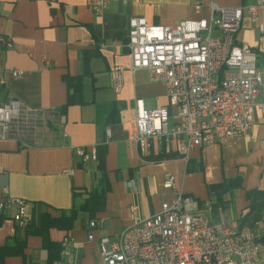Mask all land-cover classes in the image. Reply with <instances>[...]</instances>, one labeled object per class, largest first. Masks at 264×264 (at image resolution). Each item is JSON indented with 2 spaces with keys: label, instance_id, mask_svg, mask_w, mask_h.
<instances>
[{
  "label": "crops",
  "instance_id": "1",
  "mask_svg": "<svg viewBox=\"0 0 264 264\" xmlns=\"http://www.w3.org/2000/svg\"><path fill=\"white\" fill-rule=\"evenodd\" d=\"M254 3L112 0L97 16L87 0H0V37L13 43L11 49L0 48V78L6 82L0 101H18L37 117L27 132L0 138V249L25 243L23 253L6 257L3 264H102L100 238L117 237L135 217L155 216L164 201H174L179 193L196 199L213 223L235 230L250 226L264 236V112L256 107L247 136L195 148L188 162L176 141L166 146L154 138L141 152L133 143L136 101L143 100L147 110L167 107L175 114L176 109L169 107L164 83L152 82L146 70H129L131 19L176 26L209 18L213 4L237 8ZM261 21L245 16L237 44L256 54L264 75ZM115 66L127 68L118 94L109 76ZM14 70L22 75L13 77ZM68 78L82 79L80 92L69 89ZM71 95L74 103L69 104ZM258 103L264 104V94ZM78 147H95L97 161L83 163L75 154ZM168 176L175 178L174 189L164 187ZM17 200L27 204L29 223L23 227L14 221ZM74 209L72 229L47 233L59 245L72 238L73 251L64 256L62 250L51 262L43 238L29 234L27 227H40L44 214L61 218ZM95 220L103 227L91 229ZM89 233L94 240L89 241ZM257 259L264 264V249Z\"/></svg>",
  "mask_w": 264,
  "mask_h": 264
},
{
  "label": "built area",
  "instance_id": "2",
  "mask_svg": "<svg viewBox=\"0 0 264 264\" xmlns=\"http://www.w3.org/2000/svg\"><path fill=\"white\" fill-rule=\"evenodd\" d=\"M112 0H87V5L100 16ZM197 11L201 6L197 5ZM247 16L253 22L262 19L264 32V0L237 7L210 6L209 18L184 21L176 26L149 25L145 19L130 20V71L146 70L152 82L166 86L167 107L147 110L137 100V133L133 143L145 152L154 138L166 146L176 141L185 161L195 148L213 144L225 145L247 136L254 124V112L264 104V75L257 68V56L248 46L237 44V34ZM0 48L11 49L10 38L0 37ZM127 68L115 66L109 72L111 87L120 93ZM13 77L22 72L14 70ZM6 82L0 78V93ZM35 112L23 108L18 101H0V138L19 136L36 122ZM108 135L110 130L107 129ZM83 162L97 161L95 147L76 148ZM72 176L73 170H64ZM173 176H168L165 189H174ZM14 221L29 223L27 204L16 201ZM193 197L179 193L172 202L164 201L161 211L146 219L134 218L132 226L115 238L99 240L102 264H257L264 249L262 233L250 226L235 230L215 224L208 212ZM91 229L103 227L101 220L90 222ZM94 240L93 233L88 235ZM64 256L71 255L75 242L62 241ZM55 264H69L67 260Z\"/></svg>",
  "mask_w": 264,
  "mask_h": 264
},
{
  "label": "trees",
  "instance_id": "3",
  "mask_svg": "<svg viewBox=\"0 0 264 264\" xmlns=\"http://www.w3.org/2000/svg\"><path fill=\"white\" fill-rule=\"evenodd\" d=\"M81 78H71L67 79L69 89H74L77 92H80L81 88ZM74 103L72 95L69 96V104ZM77 217V212L71 210L69 214L62 216L61 218H53L50 214H44L41 219L40 227L36 226H28V233L32 235L41 236L44 240L45 249L49 253L50 261L58 260L61 257L62 253V245L57 243H53L47 236V233L50 229H63L70 230L75 224ZM25 249V243H20L16 241L13 245H7L4 248L0 249V264H3V260L6 257L11 255H18L19 253H23Z\"/></svg>",
  "mask_w": 264,
  "mask_h": 264
},
{
  "label": "water",
  "instance_id": "4",
  "mask_svg": "<svg viewBox=\"0 0 264 264\" xmlns=\"http://www.w3.org/2000/svg\"><path fill=\"white\" fill-rule=\"evenodd\" d=\"M60 110H61V109H60V108H58V109H56V110H55V112H59Z\"/></svg>",
  "mask_w": 264,
  "mask_h": 264
}]
</instances>
